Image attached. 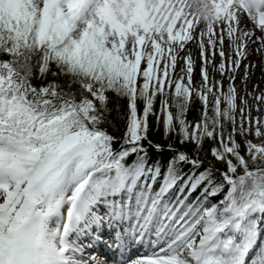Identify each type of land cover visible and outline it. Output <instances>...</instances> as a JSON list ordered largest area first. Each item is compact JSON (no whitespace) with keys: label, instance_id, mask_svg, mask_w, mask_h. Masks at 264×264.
<instances>
[{"label":"snow or ice","instance_id":"6c2138e0","mask_svg":"<svg viewBox=\"0 0 264 264\" xmlns=\"http://www.w3.org/2000/svg\"><path fill=\"white\" fill-rule=\"evenodd\" d=\"M252 52L264 0H0V264H264Z\"/></svg>","mask_w":264,"mask_h":264},{"label":"bare ground","instance_id":"6f19581e","mask_svg":"<svg viewBox=\"0 0 264 264\" xmlns=\"http://www.w3.org/2000/svg\"><path fill=\"white\" fill-rule=\"evenodd\" d=\"M249 27H251V25H249ZM257 35H259V33H257ZM188 47L192 52L194 60L196 61L197 67H196L195 79H197V76H199V66L201 63L200 58H199V49L195 43H189ZM250 47H255V46L253 45ZM217 60H219L218 57H217ZM249 61L254 63L256 66L251 70L252 71L251 80L248 82L247 88L245 89L244 85L242 84V80H241V77L243 76L242 69L240 72V77H238L236 80V86L240 90V95H242V97H244V99L248 101V104L254 106L255 98L254 100H251L249 96L253 95L255 97L257 95L264 93V75H262V68H264V57L256 54L255 52H252V54L248 57V60L245 61V63H248ZM254 85H258L255 91H253ZM246 92L251 93V95H245ZM261 104H263L264 106V103H261ZM260 109L261 107H259V111ZM100 252H102L101 255L105 254V255H108L110 258H112V256L108 254L103 247L100 248ZM109 260L111 261V259Z\"/></svg>","mask_w":264,"mask_h":264},{"label":"trees","instance_id":"16d2710c","mask_svg":"<svg viewBox=\"0 0 264 264\" xmlns=\"http://www.w3.org/2000/svg\"><path fill=\"white\" fill-rule=\"evenodd\" d=\"M122 111H123V109H122ZM115 117H116V113L114 111L112 113L113 124L117 128H120L122 130L123 121L116 120ZM150 138L155 139L157 141H163V129L161 128L160 132H157L156 129H155V126L153 125V128H152V136Z\"/></svg>","mask_w":264,"mask_h":264},{"label":"rangeland","instance_id":"374dc122","mask_svg":"<svg viewBox=\"0 0 264 264\" xmlns=\"http://www.w3.org/2000/svg\"><path fill=\"white\" fill-rule=\"evenodd\" d=\"M196 77V76H195ZM199 76H197V79H196V81L197 82H199ZM242 96V95H241ZM249 98L251 99V100H254V96L253 95H251V96H249ZM257 105L259 106V107H261V109H260V111L258 112L257 111ZM261 115V116H264V106H263V104H261V102H258V101H256L255 100V105L252 107V115H253V117H256L257 115Z\"/></svg>","mask_w":264,"mask_h":264}]
</instances>
